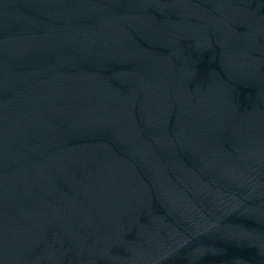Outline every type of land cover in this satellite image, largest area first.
I'll return each instance as SVG.
<instances>
[{
  "label": "water",
  "instance_id": "1",
  "mask_svg": "<svg viewBox=\"0 0 264 264\" xmlns=\"http://www.w3.org/2000/svg\"><path fill=\"white\" fill-rule=\"evenodd\" d=\"M0 264H264V0H0Z\"/></svg>",
  "mask_w": 264,
  "mask_h": 264
}]
</instances>
